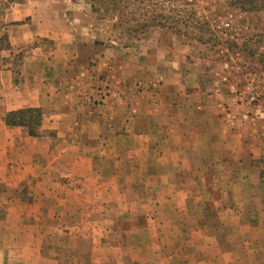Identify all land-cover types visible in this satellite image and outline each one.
Segmentation results:
<instances>
[{
    "label": "crops",
    "instance_id": "1",
    "mask_svg": "<svg viewBox=\"0 0 264 264\" xmlns=\"http://www.w3.org/2000/svg\"><path fill=\"white\" fill-rule=\"evenodd\" d=\"M57 6L10 37L55 48L0 69V264H264V132L211 78L153 77ZM28 107L48 110L37 135L3 118Z\"/></svg>",
    "mask_w": 264,
    "mask_h": 264
},
{
    "label": "rangeland",
    "instance_id": "2",
    "mask_svg": "<svg viewBox=\"0 0 264 264\" xmlns=\"http://www.w3.org/2000/svg\"><path fill=\"white\" fill-rule=\"evenodd\" d=\"M190 2L194 3L193 7L199 17L206 16L210 20L212 29L224 30L230 25L236 27L240 24L237 20L227 21L224 18L231 16L226 12L230 9L223 7V0ZM51 4L62 7L57 6L53 11V19H65V13H68L70 19L75 21V30L81 40H96L109 47L130 49L143 62L148 63V72L153 77L174 83L182 73L183 77L191 78L189 84L192 85L198 77L208 80L211 78L216 83V89L211 95L215 96L224 112L233 111L239 116L245 114V122L257 128L259 133L264 132V58L229 53L226 46L203 44L163 27L161 24L166 22L163 17L171 14L168 0H0V69L11 65L19 70L24 57L38 45L47 50L55 48L52 40L41 36L19 45H13L10 41L12 28L32 24L35 10H39L42 21L50 20L46 14ZM178 4L181 10L191 8L190 5ZM155 13L160 17L154 21ZM236 30L241 32L240 29L233 31ZM20 31L22 30L18 29L16 34L20 35ZM107 83L110 84L111 81ZM141 86L147 87L143 84ZM47 111L43 110V119ZM263 176L264 173H261V178ZM214 191L217 193L201 190V200L205 201L213 196L218 198L220 191ZM255 191L258 192L256 197L264 198L261 189ZM1 193L2 190L0 195ZM261 202L262 199L259 200V205ZM207 206L208 211L214 212V217L221 211V206L218 210L215 209L216 205ZM214 221L216 222L213 224L219 225L218 220Z\"/></svg>",
    "mask_w": 264,
    "mask_h": 264
},
{
    "label": "trees",
    "instance_id": "3",
    "mask_svg": "<svg viewBox=\"0 0 264 264\" xmlns=\"http://www.w3.org/2000/svg\"><path fill=\"white\" fill-rule=\"evenodd\" d=\"M168 1L171 14L163 17L166 21L161 24L163 27L203 44L226 46L229 53H244L251 57L264 58V0H223V7L230 9L226 12L231 16L224 18L240 23L239 26L230 25L224 30L212 29L210 20L206 16L199 17L193 7L194 3L190 0ZM178 3L190 5L191 8L181 10ZM154 15V21L160 17L158 13ZM229 28L240 29L241 32L231 31ZM42 120L43 109L34 107L8 111L4 117L7 125L23 126L31 135L39 133Z\"/></svg>",
    "mask_w": 264,
    "mask_h": 264
}]
</instances>
